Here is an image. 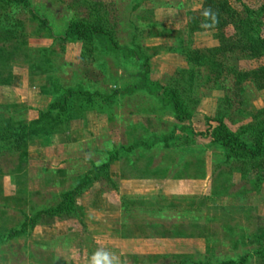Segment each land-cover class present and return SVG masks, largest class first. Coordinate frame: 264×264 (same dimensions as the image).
I'll return each mask as SVG.
<instances>
[{
	"label": "rangeland",
	"instance_id": "rangeland-1",
	"mask_svg": "<svg viewBox=\"0 0 264 264\" xmlns=\"http://www.w3.org/2000/svg\"><path fill=\"white\" fill-rule=\"evenodd\" d=\"M102 1L106 10L105 27L111 29L113 40L119 46L146 56L148 80L166 86H171L174 80L178 82V93L191 111L189 127L184 132L177 130L179 124L169 111L161 109L144 90L138 89L128 95L123 93L140 80L139 59L99 49L94 57L82 60L78 42L67 43L54 38L61 34L70 18L87 16L82 0H29L34 12L47 21L48 28L38 27L36 21L27 20L22 15L26 43L15 51L10 61L13 71L10 85L0 86V120L7 118L16 123L35 118L38 110H43L51 98L46 90L50 86L48 81L62 87L79 84L93 90L120 92L123 95L119 96L116 106H111V114H98L94 122V138L88 137L85 146L108 148L110 145L106 140L126 145L140 138L149 141L153 135L169 134L174 127L166 146L162 143L150 149L138 146L129 153L133 156L130 158H135L140 166L148 160L153 166H178L187 176L198 172L202 176L197 185L199 189L194 186V190L199 192L195 198L171 200L169 204L174 208L165 212L170 222L177 216L174 222L182 224V228L175 229L171 235H195L199 238L136 240L133 245L136 253L125 257L124 264H221L224 260L237 259L245 254L246 262L242 264H264V260L254 254L264 244V166L261 170L251 162L225 159L217 145L197 135L205 129L206 118L215 116V108L225 94L231 101L230 105L223 106V122L244 142L252 144L248 131L242 128L254 122L256 110L262 109L264 113V87H258L264 84V80L254 79L248 74L234 87L230 75H224V72L216 75L205 64H195L197 73L193 75L191 84L185 81L188 65L177 49L188 44L194 48H209L218 43L215 36L218 30L192 28V17L202 15L199 11L202 0ZM243 2L256 8L261 0ZM196 24L201 25L202 22L199 20ZM231 32L230 25L224 28L225 35ZM260 35L264 37V21ZM43 48L47 50L41 51ZM226 61L250 71L264 66V55L250 58L233 53L227 56ZM40 87L45 88L43 93L39 92ZM131 112L139 115L135 119L140 118L143 112L144 118L151 120V128L127 129L126 122ZM69 152L73 156L80 155L79 152ZM181 155L183 161L176 162L177 156ZM50 162L44 160L46 185H49ZM32 164V160L29 161L21 152H0V233L17 227L23 214H31L35 205L52 202L49 193L40 195L32 191L33 181L28 176V167ZM70 174L60 176L62 184L59 189L71 182ZM258 174L261 180L256 179ZM161 202L164 204L167 200ZM139 218L142 217L136 215L138 223ZM76 226L85 237L86 231L80 225ZM163 226L168 228V225ZM159 232L164 231L159 229ZM51 249L49 242L34 241L27 231L0 241V264H69L70 260H74V264H84L78 254L69 257L57 249L54 257Z\"/></svg>",
	"mask_w": 264,
	"mask_h": 264
},
{
	"label": "trees",
	"instance_id": "trees-1",
	"mask_svg": "<svg viewBox=\"0 0 264 264\" xmlns=\"http://www.w3.org/2000/svg\"><path fill=\"white\" fill-rule=\"evenodd\" d=\"M82 1L87 8V16L70 18L61 34L54 38L67 43L78 42L79 58L82 60L94 57L99 49L106 52H121L126 57L139 59L140 80L123 90V93L130 94L138 89L144 90L158 102L161 109L169 111L175 121L179 123L177 130L184 132L189 127L191 111L178 93L176 88L178 82L172 81L171 86L150 82L147 78L146 56L119 46L113 40L111 29L105 27L104 2L102 0ZM201 7L199 11L202 12V15L192 17V28L218 30L215 34L218 43L209 48H194L188 44L177 49L179 55L188 65L185 81L191 84L193 75L197 73L193 66L195 64H205L209 71H214L216 75L220 72L230 75L234 87L248 74H251L254 79L264 80V66L244 71L226 61L227 56L233 53L241 56L246 55L250 58L264 55V37L260 35L264 21V0H261L256 8L249 7L243 0H202ZM22 15L27 17V20L36 21L38 27L48 28L47 21L34 12L29 0H0V86L10 85L13 76L10 61L13 59L15 51L26 43L27 33L24 29ZM199 20L202 22L201 25L196 24ZM228 25L231 26L232 32L225 35L224 28ZM46 50L47 48H43L41 51ZM48 82H50V86L46 90L51 98L43 110H38L35 118L16 123L7 118L0 120V152L2 150L21 152L27 157L26 145L29 140L64 132L68 129L70 121L81 119L83 114L88 111L111 114V106H116L119 96L123 95L116 90L105 92L89 89L79 84L62 87L52 81ZM258 87L262 88L264 84ZM44 89L40 87L38 90L43 93ZM230 101L231 98L225 94L220 98L215 108V116L206 118L205 129L202 132H197V135L207 138L211 144L217 145L225 159L251 162L256 168L261 169L264 166L263 110H256L254 122L242 128L243 131H248L251 137L252 144L248 145L238 133L230 131L223 122L225 113L223 106L230 105ZM173 131L174 128L169 134L153 135L149 141L138 139L130 145L121 146L120 149L126 153L138 146L144 149H150L158 143L166 146ZM117 153V150L110 151L105 161L92 164L87 173L82 174L72 185L58 194V201L54 205L35 210L31 214H23L17 227H11L5 233H0V241L4 242L26 234L41 221L74 216L77 211V196L98 176L107 177L108 161L116 157ZM256 179L261 180L262 177L258 174ZM254 254L264 260V244L259 246ZM246 258L247 254L237 259L224 260L221 264H242L246 262Z\"/></svg>",
	"mask_w": 264,
	"mask_h": 264
},
{
	"label": "crops",
	"instance_id": "crops-1",
	"mask_svg": "<svg viewBox=\"0 0 264 264\" xmlns=\"http://www.w3.org/2000/svg\"><path fill=\"white\" fill-rule=\"evenodd\" d=\"M98 114L100 113L88 111L81 119L70 121L66 131L27 142V159L33 162L28 167V176L33 181L31 189L40 195L49 193L52 199L51 203L35 205L34 211L54 205L58 201V194L72 185L82 174L87 173L92 164L105 161L110 151L118 152L116 157L108 161L107 177L98 176L77 196L76 214L72 217L39 222L29 230L31 239L37 242H49L54 257L59 250L69 257L78 254L84 260V264H94V258L99 264H108L109 260L112 264H124L125 257L135 255L133 245L136 240L199 238L195 235H171L176 232L175 229L182 228V224L174 222L177 216L170 222L168 214L165 213L174 208L169 204L171 200L195 198L198 195L197 189L202 180L199 172L187 176L183 169L177 168L178 166L172 168L173 165H165L162 168L159 164L150 165L148 160L140 166L135 158H130L132 154L129 153L132 150L126 153L121 151L120 147L126 144L119 141L106 140L110 145L108 148L102 145L85 146L89 141L88 137L94 138L96 125L94 122L99 117ZM129 114L127 129L151 128V120L144 118L143 112L140 114L142 117L136 119L135 117L139 116L136 112ZM173 120L175 121L174 118ZM69 151L79 152L80 155L73 156L74 154ZM182 156H177L176 162L182 160ZM44 160L51 161L48 166L49 185H46ZM82 161L87 163L82 164L86 166L81 168L82 165L80 166L79 163ZM65 165H70L72 168H67ZM75 165L79 166L73 168ZM68 172H71V182L67 187L59 189L62 184L60 176L67 175ZM161 200L167 202L162 204ZM138 214L142 217L139 218V223L135 220ZM75 224L86 231L85 237ZM163 225H168V228ZM159 229L164 232L160 233ZM57 243L61 246L59 247ZM74 263V260H70L69 264Z\"/></svg>",
	"mask_w": 264,
	"mask_h": 264
},
{
	"label": "clouds",
	"instance_id": "clouds-1",
	"mask_svg": "<svg viewBox=\"0 0 264 264\" xmlns=\"http://www.w3.org/2000/svg\"><path fill=\"white\" fill-rule=\"evenodd\" d=\"M106 259H107V257H106ZM94 264H99V261L98 260H95V258H94ZM108 264H112V262L109 260L108 261Z\"/></svg>",
	"mask_w": 264,
	"mask_h": 264
}]
</instances>
